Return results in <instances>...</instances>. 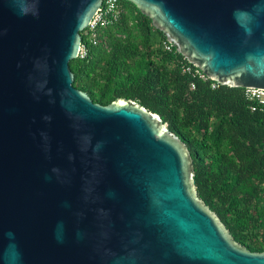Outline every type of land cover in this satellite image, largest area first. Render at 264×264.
I'll return each instance as SVG.
<instances>
[{
	"label": "water",
	"instance_id": "water-1",
	"mask_svg": "<svg viewBox=\"0 0 264 264\" xmlns=\"http://www.w3.org/2000/svg\"><path fill=\"white\" fill-rule=\"evenodd\" d=\"M220 86L264 90V0H122ZM103 0H0V264H264L197 197L161 117L69 62Z\"/></svg>",
	"mask_w": 264,
	"mask_h": 264
},
{
	"label": "trees",
	"instance_id": "trees-1",
	"mask_svg": "<svg viewBox=\"0 0 264 264\" xmlns=\"http://www.w3.org/2000/svg\"><path fill=\"white\" fill-rule=\"evenodd\" d=\"M118 1L116 23L94 39L81 33L85 56L69 62L73 87L103 106L131 100L158 114L190 152L198 199L233 242L264 252V111L251 110L243 89L184 72L192 65L175 47L164 49V33Z\"/></svg>",
	"mask_w": 264,
	"mask_h": 264
},
{
	"label": "built area",
	"instance_id": "built-area-1",
	"mask_svg": "<svg viewBox=\"0 0 264 264\" xmlns=\"http://www.w3.org/2000/svg\"><path fill=\"white\" fill-rule=\"evenodd\" d=\"M121 15V9L118 0H103L101 7L98 9L97 13L93 17L92 21L86 29L90 34L91 38L94 39L96 36V30L98 28L106 27L110 24L116 23ZM164 49L167 51L172 50V45L169 43H164ZM85 56L84 47L81 45L79 49L78 58H83ZM193 67V66H192ZM186 66L184 67V72L190 73L193 72L201 80H207L208 78L204 76L197 68ZM192 89L194 86L191 85ZM215 88L216 85L211 86ZM244 90L245 98L253 102L254 105L251 107L252 111H255L257 108L264 111V90L247 88Z\"/></svg>",
	"mask_w": 264,
	"mask_h": 264
}]
</instances>
